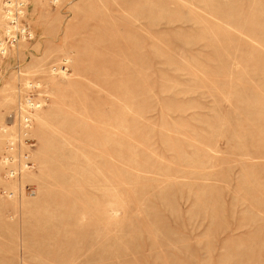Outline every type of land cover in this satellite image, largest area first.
Listing matches in <instances>:
<instances>
[{
    "label": "rangeland",
    "instance_id": "374dc122",
    "mask_svg": "<svg viewBox=\"0 0 264 264\" xmlns=\"http://www.w3.org/2000/svg\"><path fill=\"white\" fill-rule=\"evenodd\" d=\"M5 2L0 264H264V0Z\"/></svg>",
    "mask_w": 264,
    "mask_h": 264
},
{
    "label": "built area",
    "instance_id": "2783aa9c",
    "mask_svg": "<svg viewBox=\"0 0 264 264\" xmlns=\"http://www.w3.org/2000/svg\"><path fill=\"white\" fill-rule=\"evenodd\" d=\"M14 2V3H13ZM27 3L26 0H6V2L4 3V17L8 18V23L6 25L7 29H9V31H12V28H15L16 30H18L19 32H21L22 34H26V36H28L29 38L32 37V33L30 31L27 30L26 27L23 26L22 23V19L25 15V7H26ZM26 122V126H28L30 119L26 117L25 119ZM11 150L13 151L14 149L11 148ZM7 165H14L16 162H18L17 158H13V156L7 158ZM26 169V168H24ZM9 177L10 178H18L19 177V173L12 169L9 173ZM13 194V193H12Z\"/></svg>",
    "mask_w": 264,
    "mask_h": 264
}]
</instances>
